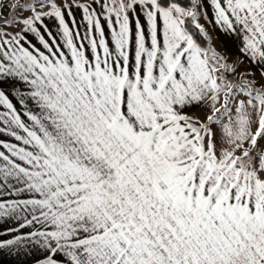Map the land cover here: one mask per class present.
I'll use <instances>...</instances> for the list:
<instances>
[{"label":"snow or ice","instance_id":"1","mask_svg":"<svg viewBox=\"0 0 264 264\" xmlns=\"http://www.w3.org/2000/svg\"><path fill=\"white\" fill-rule=\"evenodd\" d=\"M0 264H264V0H0Z\"/></svg>","mask_w":264,"mask_h":264},{"label":"crops","instance_id":"2","mask_svg":"<svg viewBox=\"0 0 264 264\" xmlns=\"http://www.w3.org/2000/svg\"><path fill=\"white\" fill-rule=\"evenodd\" d=\"M79 20V17H77ZM203 22V21H202ZM208 27V30L214 37H217L214 39L213 43L215 44V47L221 51L224 55L229 56L232 59H235V57L238 55L236 49L231 44V42L226 41L222 35H220L217 31H213V28L211 25H206ZM83 30V29H81ZM55 31V29H53ZM242 67L246 70L256 71V69L245 60V62L242 64Z\"/></svg>","mask_w":264,"mask_h":264},{"label":"rangeland","instance_id":"3","mask_svg":"<svg viewBox=\"0 0 264 264\" xmlns=\"http://www.w3.org/2000/svg\"><path fill=\"white\" fill-rule=\"evenodd\" d=\"M239 71H246V69H244L243 67H242V65H240V68L238 69Z\"/></svg>","mask_w":264,"mask_h":264}]
</instances>
